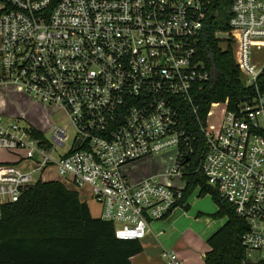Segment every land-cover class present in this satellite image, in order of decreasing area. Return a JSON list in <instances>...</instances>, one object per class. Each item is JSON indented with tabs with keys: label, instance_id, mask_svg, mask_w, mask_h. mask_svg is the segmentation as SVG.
<instances>
[{
	"label": "built area",
	"instance_id": "built-area-1",
	"mask_svg": "<svg viewBox=\"0 0 264 264\" xmlns=\"http://www.w3.org/2000/svg\"><path fill=\"white\" fill-rule=\"evenodd\" d=\"M0 1V82L70 120L48 138L0 115V150L13 156L0 162V216L29 186L57 181L86 190L118 239L142 240L153 220L188 204L184 174L198 155V170L247 222L243 264H264V0H228L229 30L216 37L232 41L250 92L205 115L195 99L215 69L199 36L214 0ZM172 149L164 173L136 176L138 162ZM50 169L60 177L43 180Z\"/></svg>",
	"mask_w": 264,
	"mask_h": 264
},
{
	"label": "trees",
	"instance_id": "trees-1",
	"mask_svg": "<svg viewBox=\"0 0 264 264\" xmlns=\"http://www.w3.org/2000/svg\"><path fill=\"white\" fill-rule=\"evenodd\" d=\"M229 18L228 0H214L199 36L200 55L215 69L214 79L195 99L200 115L214 102L229 98L232 104L250 92L232 41L216 37V32L229 30ZM188 164L184 199L200 187L199 196L209 194L218 207L211 216L227 217L207 240L205 264H243L247 222L198 170V155H192ZM141 251L140 240L118 239L112 222L93 217L86 201L57 181L40 180L29 186L18 201L4 206L0 216V264H130V258Z\"/></svg>",
	"mask_w": 264,
	"mask_h": 264
},
{
	"label": "rangeland",
	"instance_id": "rangeland-1",
	"mask_svg": "<svg viewBox=\"0 0 264 264\" xmlns=\"http://www.w3.org/2000/svg\"><path fill=\"white\" fill-rule=\"evenodd\" d=\"M2 2L0 1V7ZM0 58V74L2 73V65ZM17 85L8 82H0V115L5 124H10L17 121V116L20 113V109L26 112L25 116H20L24 118L25 121L18 122L19 125L24 126L27 124H33L39 126L40 129L44 132L45 136L51 138L52 129L54 126H63L66 127L69 124V117L67 116L65 110L53 104H44L41 102H36L31 104V99L18 91ZM213 115L209 118V124H217L219 119L222 118V114L225 110V104L220 103L218 106H214ZM40 118H43L42 123ZM69 133L73 135V129H69ZM65 150V149H64ZM175 149L162 152L161 154L149 159L148 161L138 162L136 166V176L146 177L150 175H159L164 173L172 163L171 157ZM13 156L10 151L0 150V162L12 160ZM148 162V163H147ZM60 177L57 170L50 169L45 170L42 173L43 180H48L51 178ZM176 185H182L183 180L176 179ZM80 199L86 201L90 209V213L95 218L101 217V206L98 204L86 190L80 191ZM196 199H201V202L197 204V209L202 208L204 212H213L217 206L213 201L212 197L208 195L199 196V189H196L189 197V202L192 203ZM193 204V203H192ZM199 207V208H198ZM183 208V207H182ZM208 210V211H207ZM212 214V213H211ZM169 216V215H168ZM167 216V217H168ZM213 218V217H212ZM215 219H227V217H220ZM158 220H153L152 223ZM227 221V220H226ZM153 225V224H152ZM195 233L200 234L198 230H195ZM202 236V235H201ZM208 248L210 247L206 241ZM198 245V244H197ZM189 247L194 249L192 244H189Z\"/></svg>",
	"mask_w": 264,
	"mask_h": 264
},
{
	"label": "crops",
	"instance_id": "crops-1",
	"mask_svg": "<svg viewBox=\"0 0 264 264\" xmlns=\"http://www.w3.org/2000/svg\"><path fill=\"white\" fill-rule=\"evenodd\" d=\"M34 103L36 102L31 100V104ZM26 115V112L20 109L17 117ZM42 119L39 120L41 123ZM36 127L40 129L39 126ZM200 202L201 199L194 200L193 204L188 201V209L178 207L168 217L151 222L146 237L140 240L142 251L130 258V264H169L168 259L163 256L165 250L175 252L180 264H205V254L210 250L206 241L227 219L212 218L211 215L218 207L213 212H204L199 207L196 211ZM195 230L202 236L195 233ZM189 244H192L194 249L190 248Z\"/></svg>",
	"mask_w": 264,
	"mask_h": 264
},
{
	"label": "water",
	"instance_id": "water-1",
	"mask_svg": "<svg viewBox=\"0 0 264 264\" xmlns=\"http://www.w3.org/2000/svg\"><path fill=\"white\" fill-rule=\"evenodd\" d=\"M219 35H220V36H222V35L224 36V34H223V33H219ZM187 160H188V159H187Z\"/></svg>",
	"mask_w": 264,
	"mask_h": 264
}]
</instances>
